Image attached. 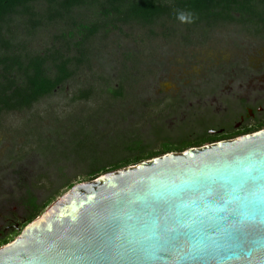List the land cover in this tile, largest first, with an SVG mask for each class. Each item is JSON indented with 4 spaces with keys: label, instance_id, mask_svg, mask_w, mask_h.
Masks as SVG:
<instances>
[{
    "label": "water",
    "instance_id": "water-1",
    "mask_svg": "<svg viewBox=\"0 0 264 264\" xmlns=\"http://www.w3.org/2000/svg\"><path fill=\"white\" fill-rule=\"evenodd\" d=\"M0 264H264V129L73 185Z\"/></svg>",
    "mask_w": 264,
    "mask_h": 264
},
{
    "label": "trees",
    "instance_id": "trees-1",
    "mask_svg": "<svg viewBox=\"0 0 264 264\" xmlns=\"http://www.w3.org/2000/svg\"><path fill=\"white\" fill-rule=\"evenodd\" d=\"M181 13L185 14L184 20L179 19ZM236 24L240 29L247 27L251 35H264V0H0V118L31 110L42 99L64 89L79 72L91 70L95 63L98 84L77 90L70 99L85 107L76 115L71 111L52 116L54 119L49 118L50 112L44 114L50 122L42 126L40 136L35 135L34 143H40L47 164L55 167L92 155L89 181L100 173L169 152L214 143L220 138L205 130L195 137L191 132L182 133V139L171 143L164 134L167 124L145 112L149 105L143 102L145 94L140 86L147 73L136 62L135 53L124 55L120 71L112 74L113 66L97 65L104 60L93 57L97 51L94 47L100 46L108 34L124 28L138 27L150 35L160 28L169 37L172 26L185 33L179 36L182 43L191 45L194 39L200 45L208 41L211 32ZM46 29L55 31L51 45L36 49L34 41ZM123 70L129 73L126 79L121 77ZM175 104L171 103L172 110L177 108ZM145 128L153 133L155 141H161L159 149L146 151ZM107 153L127 156L97 173L95 167L104 156L101 154ZM63 167L56 171L60 178L51 173L50 177L62 181ZM24 187L22 197L30 214L29 223L42 209L30 188Z\"/></svg>",
    "mask_w": 264,
    "mask_h": 264
},
{
    "label": "rangeland",
    "instance_id": "rangeland-1",
    "mask_svg": "<svg viewBox=\"0 0 264 264\" xmlns=\"http://www.w3.org/2000/svg\"><path fill=\"white\" fill-rule=\"evenodd\" d=\"M239 27L227 25L211 32L208 41L200 45L194 39L191 45L182 43L181 30L177 26L170 27L172 35L169 37L160 28L154 30V35L138 27L124 28L108 34L100 46L94 47L97 51L93 57L104 60L98 62V66H113L112 74H115L120 71L124 55L135 53L136 62L147 73L140 86L145 94L143 102L149 105L145 112L161 118L158 122L167 124L164 134L171 143H176L184 136L182 133L191 132L195 137L223 119L219 116L222 114L220 98L230 94L235 98L252 94L250 99L262 101L264 107V35L257 37L246 31L247 27ZM54 33L46 29L33 46L36 49L50 46ZM94 64L91 70L79 72L64 89L42 99L31 110L3 114L0 118V216L12 221L6 234L9 242L30 218L22 197L24 186L30 188L38 208L43 211L67 192L69 186L89 179L92 155L53 167L43 158L40 143H34V137L40 136L42 126L50 122L44 119L45 112H50L49 118H53L71 111L76 115L85 107L84 103L70 99L77 90L98 84ZM121 74L124 79L129 75L124 70ZM134 88L135 85L132 90ZM173 102H176L175 110H172ZM209 112L215 115L207 118ZM145 129L146 151L159 149L161 141H155L153 133ZM109 154H101L104 156L95 167L97 173L127 156ZM60 166H64L62 181H56L54 177H58L56 171ZM50 173L54 177H50Z\"/></svg>",
    "mask_w": 264,
    "mask_h": 264
},
{
    "label": "flooded vegetation",
    "instance_id": "flooded-vegetation-1",
    "mask_svg": "<svg viewBox=\"0 0 264 264\" xmlns=\"http://www.w3.org/2000/svg\"><path fill=\"white\" fill-rule=\"evenodd\" d=\"M232 95H228L229 97L227 98H220L222 114L219 116L222 115L223 119L213 123L212 126H208L205 130L210 136L220 138L215 142L234 139L246 135L249 131L253 133L264 129V107H262V101H252L250 99L252 94L249 97L242 94L241 98H235ZM207 115L208 118L215 114L209 112ZM216 118V116H213V119ZM200 121L201 123L204 122L203 119ZM10 223L12 221L9 218L2 219V216H0V246L7 241L6 234L7 229L10 228Z\"/></svg>",
    "mask_w": 264,
    "mask_h": 264
},
{
    "label": "clouds",
    "instance_id": "clouds-1",
    "mask_svg": "<svg viewBox=\"0 0 264 264\" xmlns=\"http://www.w3.org/2000/svg\"><path fill=\"white\" fill-rule=\"evenodd\" d=\"M185 18H186V17H185V14L181 13V14L179 15V19L184 20Z\"/></svg>",
    "mask_w": 264,
    "mask_h": 264
}]
</instances>
